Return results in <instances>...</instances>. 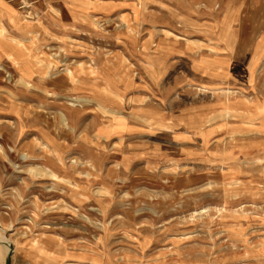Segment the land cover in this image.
I'll return each instance as SVG.
<instances>
[{
    "label": "rangeland",
    "instance_id": "obj_1",
    "mask_svg": "<svg viewBox=\"0 0 264 264\" xmlns=\"http://www.w3.org/2000/svg\"><path fill=\"white\" fill-rule=\"evenodd\" d=\"M7 1L13 264H264V0Z\"/></svg>",
    "mask_w": 264,
    "mask_h": 264
},
{
    "label": "bare ground",
    "instance_id": "obj_2",
    "mask_svg": "<svg viewBox=\"0 0 264 264\" xmlns=\"http://www.w3.org/2000/svg\"><path fill=\"white\" fill-rule=\"evenodd\" d=\"M4 30H5V32H7L5 27H4ZM0 33H2V32H0ZM221 116H223V115H221ZM214 117H216V116H214ZM9 252H13L12 248H11V242L8 240V238L3 234L2 230L0 229V264H4L5 263L6 255Z\"/></svg>",
    "mask_w": 264,
    "mask_h": 264
},
{
    "label": "crops",
    "instance_id": "obj_3",
    "mask_svg": "<svg viewBox=\"0 0 264 264\" xmlns=\"http://www.w3.org/2000/svg\"><path fill=\"white\" fill-rule=\"evenodd\" d=\"M85 3H87V2H85ZM0 7L6 11H8V9H12V10L15 9L14 8L15 6L10 1H7V0H0ZM10 264H13L12 256H11V263Z\"/></svg>",
    "mask_w": 264,
    "mask_h": 264
},
{
    "label": "water",
    "instance_id": "obj_4",
    "mask_svg": "<svg viewBox=\"0 0 264 264\" xmlns=\"http://www.w3.org/2000/svg\"><path fill=\"white\" fill-rule=\"evenodd\" d=\"M11 255H12V252H9L7 254L4 264H10L11 263Z\"/></svg>",
    "mask_w": 264,
    "mask_h": 264
}]
</instances>
